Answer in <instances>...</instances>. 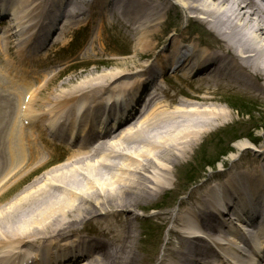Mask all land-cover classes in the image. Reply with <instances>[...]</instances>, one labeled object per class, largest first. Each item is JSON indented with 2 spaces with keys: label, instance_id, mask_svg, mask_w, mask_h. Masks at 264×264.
Returning <instances> with one entry per match:
<instances>
[{
  "label": "bare ground",
  "instance_id": "obj_1",
  "mask_svg": "<svg viewBox=\"0 0 264 264\" xmlns=\"http://www.w3.org/2000/svg\"><path fill=\"white\" fill-rule=\"evenodd\" d=\"M16 1L19 4H16ZM26 1L29 8L20 6L22 0H14L11 3L3 0L1 2L4 5L0 6V20L2 18L3 21V15L7 13L4 19L6 23L10 22L0 35V50L11 49L12 43L15 44L12 50H16L17 54L23 49H30L31 52L23 58L21 69L14 68L9 58L5 63L6 68L0 64L1 82H10L11 69L16 70V73L12 74L14 78L11 77V85L5 82L7 86H4V96L10 106L8 111L3 107V114H0V157L3 163H0V197L12 187L7 184L6 178L13 176V180L17 182L23 174L21 172L33 160L39 167L42 166L45 155L43 151L37 148L36 152L29 153L26 157L23 150L24 138L29 133L36 140L37 135L40 139H45V136L52 132V138L59 143L63 142L62 137L65 138V135L73 130L70 127L74 125L77 114L69 111L75 106L77 113L86 109L83 111V119L79 116L80 121L84 122L80 137L84 142L79 151L73 152L65 163L47 170L12 201L0 206V259L4 264H12L14 257L7 259L14 254L12 252L50 240L47 244L49 247L46 246L51 254L49 258L43 252L31 248L25 251L23 262L72 263L78 259L89 260L90 255L95 252L98 253L95 261L88 264H152L158 258L157 253H152L147 259L138 253L142 243L141 239L138 241L139 232L133 227L134 221L138 219L136 210L143 209L142 211L146 212L145 208L141 207L142 203L155 200L154 198L157 199L159 195L167 192L169 184H173L172 177H175L180 162L188 159L189 154L216 124H226L231 117L220 105H202L194 99L198 98L204 102L214 99V96L209 97V93L200 95L201 91L194 89L193 95H185L186 92L184 94L176 87L162 85L161 81L167 80L158 74L168 71L180 72L187 82L193 83L195 78H198L216 88L231 87L237 91L244 89L248 93H257L260 98L264 97V7L252 0H238L239 3L232 0H189L185 3L182 0L186 12L198 15L203 24L210 26V32L215 35L213 41H216L218 47L215 52L209 48L203 51L195 43L192 45L194 49H189L183 46L184 41L172 40L178 35L179 30L176 29L169 46L158 55L162 59L158 66L161 72L152 71L149 76L148 72L154 62L147 72L141 73L140 76L118 67L120 70L105 71L99 77L103 78L99 82L90 80L89 84L92 83L91 87L88 85V90L78 88L66 94L65 91L60 95L52 93L45 100H41L39 93L54 80L48 78L55 76L51 77V73H45L44 84H36L34 75L39 71L30 63L33 52L37 53L38 48L48 44L52 35L51 29H59L54 43L65 44L69 30L77 24H83L77 23L75 18L86 16L90 24V18L96 15L103 19L107 12L123 14L131 18L134 26L133 37L137 39L134 50L137 53L148 49L155 51L161 47V18L167 11L162 0H54L52 7L49 5L48 12L42 15L43 10L39 13L35 12L34 7L31 10L36 1ZM47 1L50 4L52 0ZM67 4L68 7H73L69 11L58 7ZM6 7L10 10L9 13ZM41 15L43 18L39 21ZM60 19H65L61 28ZM109 24L111 27L115 26V22ZM32 25H40L41 33L31 49V44L24 45L23 41L28 35L27 28H32ZM44 30H48L47 36L42 34ZM98 43L95 41L91 45L87 51L89 56L96 54L95 45ZM100 51L104 52L102 47ZM45 55L47 56V53L43 56L38 54L33 58L38 60L41 56L46 57ZM23 73L32 76L31 79L22 76ZM169 80L172 81V78ZM101 83L106 87L96 89L95 86ZM145 86L154 88V93L143 113L135 114V110L139 111L135 105L142 102L139 98L143 93L142 87L146 89ZM170 88L175 90V94H171ZM179 95H185L184 97L196 102L181 101L178 107L171 111V105L178 103ZM84 96H87L86 102L92 101L91 106L88 107L83 101ZM114 98L116 103L121 104L117 111L111 114L102 111L101 108L107 107ZM89 113L92 117L100 119L93 120L88 116ZM129 117L131 119L125 121ZM117 124L120 126L117 130L103 133L100 141L96 143L98 133L110 130ZM248 144V141L241 140L235 146L240 151ZM36 170L32 164L29 166L30 172ZM202 185L200 183L198 189L193 192L200 194ZM195 194L190 196L188 203L192 201L190 205H202L204 208L201 212L186 209L177 217H173L174 226L184 227L190 236L182 237L179 247H173L171 238L165 241L161 264H167L166 259L170 264H214L209 258L216 251L215 247L223 251V255L218 257L219 261L215 264L239 263L236 256H243L238 254L237 245L240 241L243 243L242 239L231 234L228 235V240L214 241L211 247L201 245L204 241L200 240L204 233L201 227L210 230L205 231L209 234H214L219 229H226L228 232L231 231L229 226L232 220L228 214L237 212L240 215L237 219L241 220L242 217L249 218L247 212H257L254 210L256 205L264 203V164L253 170L247 167L242 172L229 173L220 186L216 184L205 192L203 190L201 199L195 197ZM151 204L152 202H149L146 206L150 207ZM208 206L213 210L210 211ZM243 210L244 212H239ZM191 219L200 221L201 226L189 227ZM94 221L102 231L104 243L102 246L85 250L76 249L69 241L67 233L75 231L76 226ZM175 234V231L170 230L169 236ZM44 251L46 252L47 248ZM263 253L264 245L256 252L253 251L255 262Z\"/></svg>",
  "mask_w": 264,
  "mask_h": 264
},
{
  "label": "rangeland",
  "instance_id": "obj_2",
  "mask_svg": "<svg viewBox=\"0 0 264 264\" xmlns=\"http://www.w3.org/2000/svg\"><path fill=\"white\" fill-rule=\"evenodd\" d=\"M8 1L10 3L14 2V0ZM25 1L26 0H22L20 6L27 8L28 4L26 3L27 1ZM33 1H36V3L34 2L35 4L32 6L31 10L33 7L35 8V12L38 13L43 10L42 15L48 12L47 9L48 6L51 5V2L49 4L47 0ZM162 1L166 6L167 14L164 12L161 18L163 20L160 26L161 32L159 36L162 39L161 47L155 51H149L148 49V51L137 53V51L134 50L137 39L133 37V23H131L130 17L123 16V14H109L107 12L106 17L104 16L103 19H100V17L96 15L94 18H90L92 19L90 24H88L87 21L86 24H88V26L86 31L81 28H75L67 33L69 43L54 46L49 53V59L44 60L45 58H42L40 63H33L35 68L39 71V73L34 75L36 76L34 82L38 85L44 80L45 73H51V76L58 74V76L45 87L44 91H40L41 93H39V96L42 98L41 100H45L47 96L52 93H59L60 95L65 91L64 94H66L67 92L78 90V88L88 90L92 82H99L101 81L100 79H103L99 77H101L105 71L110 70L113 72L117 69H125L126 71L135 72L134 74L139 75L141 69L147 64L152 63L153 60H155L157 65L160 64L162 61L161 56H157L161 54L162 50L169 46L170 39L173 34L176 33V29L179 30L177 33L178 35L174 36L172 40L178 39L184 41L183 46L187 48L191 47L194 49L192 45L195 43L198 47L203 49V51L205 48H209L213 51L218 49L216 41H213V36L215 35L210 32V26L208 27L205 23L203 24L202 19L199 18L198 15L186 12L182 0ZM184 1L187 3L189 0ZM16 4L19 3L16 1ZM66 6H69V4ZM42 15L39 21L42 20ZM74 20H76L77 23L79 21H85V19L80 17ZM108 22H115V26L111 27ZM34 29L36 30L37 27L32 30ZM32 30L29 32L30 36H32ZM95 41L99 42L97 46L95 45L96 54H99L97 56H89L87 51L90 50L91 45L95 43ZM199 42L202 44H199ZM101 47L104 52L100 51ZM5 52H7L6 56L4 54ZM21 53H23V50L18 54L16 50L12 49L6 51L0 50V64H5L6 60L9 58V60L14 63V68H18L22 64ZM21 67L22 66H20V69ZM118 67L121 68L119 69ZM25 76L31 79L28 75ZM163 77L167 78L166 86L168 84L169 86L176 87L184 94L186 92L185 95L190 93L193 95L194 93L192 92L194 89H196V91H201L200 95L209 93V97L214 96V99H210V101L207 102L199 100L198 98L194 99L202 105H220L227 110L231 117H229L226 124L225 122L216 124L212 131L206 135L198 143V146L189 154L188 159H184L180 162L176 169L175 177H172L173 184H169L167 192L159 195L157 199L154 198L155 200L147 201V203L152 202L150 207L146 206L147 203H142L141 207H144L146 212L142 211L143 209L136 210L138 219L134 221L133 227L135 231L139 232L138 241L141 239L140 243H142L138 253L142 254L146 259L149 258L152 253H157L158 256L160 255L158 259L160 261L163 254L161 252L163 245L166 243L165 241L169 240L167 236L170 230H174V224L172 223L173 217H177L179 213H183L184 209H193L201 212L204 208L202 205H190L193 203L192 201L190 204L188 203L190 196L195 194L193 190L196 188L198 189V184L202 183L203 187L200 188L202 189L201 193L198 194L199 192H197L195 197L201 199L203 190L205 192L215 184L220 186L224 181L223 177L227 176L229 173H239L247 169V167L249 170H253L256 169L258 165L264 164V97L260 98L257 96V93H248V91L244 89L243 91H237L231 87H228V89L224 87L216 88L215 86L209 85L208 82H204L198 78H195L193 83L187 82L186 79L183 80V73L180 72H167ZM170 77L172 81L169 80ZM92 79L93 81L89 84ZM102 86L106 87V85L102 83L95 87L99 89L102 88ZM169 91L171 94H175L174 89L172 90V88H170ZM1 95L2 92L0 90V109L2 110L3 107L6 106L8 108L9 104L5 97L3 98V95ZM184 96H178V103L175 104V102L171 105V111L178 107L181 101L196 102ZM241 140L248 141L249 144L245 149L239 151L235 145ZM66 153V148L61 147L56 156H58L57 158L66 159L68 157ZM67 159L59 164L65 163ZM53 160L61 161L60 159ZM31 164L35 168L38 167V165H33V162L30 163V165ZM59 164L49 168H47L48 166L39 168L35 172L37 174H31L28 178L23 179L27 174L26 172L29 169V165L21 172L23 174L17 182L12 180L9 183H16L17 185L5 194L4 199L0 201V206L12 201L18 194L27 189L29 184L32 185L34 180H38L47 170L49 171L50 168H55L59 166ZM187 204L190 206L187 207ZM208 208L211 209L210 206H208ZM98 227L99 226L94 221L93 223H84L74 228L75 230H83L85 233L95 235L99 234L101 230ZM100 240H103V238L101 237ZM180 240L181 238L177 239L173 237V247H179L181 243ZM209 261H219V258L213 257L212 255Z\"/></svg>",
  "mask_w": 264,
  "mask_h": 264
}]
</instances>
